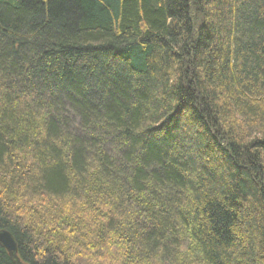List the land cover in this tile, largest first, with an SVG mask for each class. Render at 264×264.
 Wrapping results in <instances>:
<instances>
[{"label": "trees", "instance_id": "1", "mask_svg": "<svg viewBox=\"0 0 264 264\" xmlns=\"http://www.w3.org/2000/svg\"><path fill=\"white\" fill-rule=\"evenodd\" d=\"M4 229L23 264H264V0H0Z\"/></svg>", "mask_w": 264, "mask_h": 264}, {"label": "water", "instance_id": "2", "mask_svg": "<svg viewBox=\"0 0 264 264\" xmlns=\"http://www.w3.org/2000/svg\"><path fill=\"white\" fill-rule=\"evenodd\" d=\"M0 245H2L7 250L9 256L16 264H23L17 253V240L10 231L5 229L0 230Z\"/></svg>", "mask_w": 264, "mask_h": 264}]
</instances>
